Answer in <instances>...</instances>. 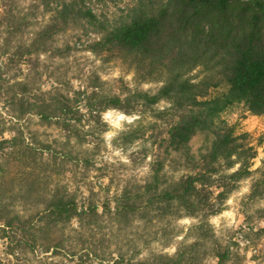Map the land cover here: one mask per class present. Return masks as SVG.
Returning a JSON list of instances; mask_svg holds the SVG:
<instances>
[{
	"label": "trees",
	"instance_id": "1",
	"mask_svg": "<svg viewBox=\"0 0 264 264\" xmlns=\"http://www.w3.org/2000/svg\"><path fill=\"white\" fill-rule=\"evenodd\" d=\"M39 1L49 20L28 42L23 40L25 17L10 11L0 15V102L12 124L35 115L42 123L56 125L67 144L63 156L88 165L86 155L78 156L70 148L87 152L83 147L94 143L96 135L107 128L102 112L150 111L152 122L138 121L119 137L124 143L148 138L150 147L143 157L150 160L148 179L134 192L124 188L115 197L114 217L125 222L138 214L147 221H162L219 213L238 183L251 175L256 157L247 133L237 132L235 124L222 114L242 105L252 115H264V0H135L126 18L115 23L99 20L85 0ZM84 25L98 35L87 50L104 62H120L136 81L160 82V87L153 93L135 90L120 97L99 92L94 85L83 96L85 112L78 97L35 90L27 75L31 73H23L22 65L47 51L48 42L57 34ZM12 69L16 70L13 74L26 75L5 77ZM160 101H167L168 106L154 108ZM4 119L0 110V125ZM196 133L204 134L205 143L194 152ZM22 141L20 132L0 137L2 237L23 249L41 247L57 252L65 247L63 226L87 213L93 217L96 208L79 210L74 195L57 186L38 193V185L43 180L47 183L50 174L46 165L43 176L36 173L33 151L28 144L21 147ZM5 143H10L6 150ZM42 147L49 150L48 144ZM12 162L27 171V188L17 197L23 200L36 195L41 199L37 202L40 208L22 206L25 213H21L12 202L1 200L16 197L7 196L1 186ZM167 162L175 163L182 172L169 176ZM262 186L264 178L254 182L252 194L259 193ZM209 227L200 221L194 226L197 239L187 246L181 244L173 255L151 252L143 260L126 264H197L200 243L216 259L214 264H224L228 250L212 238ZM55 229L58 233L53 235Z\"/></svg>",
	"mask_w": 264,
	"mask_h": 264
},
{
	"label": "rangeland",
	"instance_id": "2",
	"mask_svg": "<svg viewBox=\"0 0 264 264\" xmlns=\"http://www.w3.org/2000/svg\"><path fill=\"white\" fill-rule=\"evenodd\" d=\"M85 2L99 20L108 23L124 20L135 5V0ZM8 11L16 17H25L27 26L23 40L26 42L49 20V14L39 0H0V15ZM97 38L98 35L87 25L57 34L48 42L47 51L31 56L22 65L23 73H31L27 75L33 80L35 90H56L78 97L83 112V96L94 85H98L99 92L120 97L135 90L153 93L160 87V82L136 81L133 72L120 62H104L87 50L88 44ZM15 72L12 69L5 77L22 78L26 75L13 74ZM167 106V101H160L154 108L159 110ZM0 110L5 117L0 125V137L10 138L20 132L23 139L21 147L28 144L35 156L36 173L39 171L43 176L42 168L45 165L48 168L49 179L47 183L41 181L38 193L57 186L74 195L79 210L88 211L90 206L96 208L93 217L87 213L63 226L61 231L65 247L57 252L51 248L44 251L41 247L33 250L18 247L3 238L0 229V264H114L117 261L126 264L128 260H143L151 252L173 255L181 244L187 246L197 239L194 226L200 221H205L214 235L212 238L217 239L222 248H227L228 259L224 264H264V186L258 188L259 193L252 194L254 182L264 178V115H252L242 105H235L222 114L229 123L235 124L237 132L247 133L256 157L252 161L251 175L238 183L219 213L205 218L197 214L162 221H155L154 218L147 221L137 214L123 222L113 215L115 197L124 188L134 192L148 179L150 157L144 158L143 155L150 142L146 138L124 143L119 137L138 121L145 124L152 122L150 111L126 114L121 110L108 109L102 112L101 119L107 128L96 135L94 143L83 147L87 148V152L79 153L70 148L74 154L88 157L90 163L85 165L63 156L67 144L63 131L56 125L42 123L35 115H28L18 124H12L13 120L6 114L1 102ZM194 136L192 151L197 152L205 143V136L201 133ZM42 144H48L49 150ZM4 145L6 150L10 143ZM167 164L169 176L177 177L182 172L175 163ZM8 170L1 186L7 196L16 197L1 200L12 202L21 213H25L22 206L40 208L37 202L41 199L36 195L23 200L17 197L27 188L24 173L27 171L20 170L15 162L9 165ZM57 229L53 235L58 233ZM196 250L197 264L215 263L216 259L209 255L205 243L197 245ZM84 251L88 254L84 255Z\"/></svg>",
	"mask_w": 264,
	"mask_h": 264
}]
</instances>
